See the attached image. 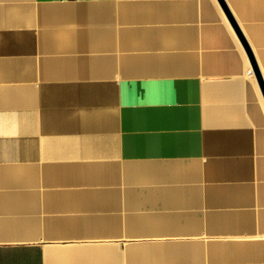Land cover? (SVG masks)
Returning a JSON list of instances; mask_svg holds the SVG:
<instances>
[{
  "label": "crops",
  "instance_id": "crops-1",
  "mask_svg": "<svg viewBox=\"0 0 264 264\" xmlns=\"http://www.w3.org/2000/svg\"><path fill=\"white\" fill-rule=\"evenodd\" d=\"M245 41L264 0H0V264H264Z\"/></svg>",
  "mask_w": 264,
  "mask_h": 264
},
{
  "label": "water",
  "instance_id": "water-1",
  "mask_svg": "<svg viewBox=\"0 0 264 264\" xmlns=\"http://www.w3.org/2000/svg\"><path fill=\"white\" fill-rule=\"evenodd\" d=\"M221 1L223 2V0H221ZM225 7H226V5H225ZM227 13H228V8H227ZM228 14H229L230 19L235 23V20L232 19V16L230 15V13H228ZM240 36H241V33H240ZM243 41H244V38H243ZM245 45H246L247 52H249V55L251 57L253 68L255 69V73H256V76L258 78V82H259V84H261V88H262V91L264 94V80H263L262 74L260 72V68H258L254 53L251 51L250 47L246 44V41H245Z\"/></svg>",
  "mask_w": 264,
  "mask_h": 264
},
{
  "label": "built area",
  "instance_id": "built-area-1",
  "mask_svg": "<svg viewBox=\"0 0 264 264\" xmlns=\"http://www.w3.org/2000/svg\"><path fill=\"white\" fill-rule=\"evenodd\" d=\"M254 70L253 69H250V71L248 72L249 74L252 73Z\"/></svg>",
  "mask_w": 264,
  "mask_h": 264
}]
</instances>
